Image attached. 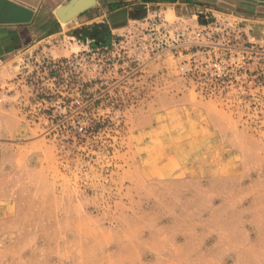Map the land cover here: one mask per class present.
<instances>
[{
	"label": "rangeland",
	"instance_id": "rangeland-1",
	"mask_svg": "<svg viewBox=\"0 0 264 264\" xmlns=\"http://www.w3.org/2000/svg\"><path fill=\"white\" fill-rule=\"evenodd\" d=\"M195 8L0 61V264H264V8Z\"/></svg>",
	"mask_w": 264,
	"mask_h": 264
},
{
	"label": "crops",
	"instance_id": "crops-1",
	"mask_svg": "<svg viewBox=\"0 0 264 264\" xmlns=\"http://www.w3.org/2000/svg\"><path fill=\"white\" fill-rule=\"evenodd\" d=\"M68 1L0 0V61L11 59L17 51L48 33L60 31L66 24H72L74 31L105 32L113 39L115 33L128 30V25L146 19L154 11L182 17L196 5L226 9L243 2L264 8V0H96L92 7L62 22L56 10Z\"/></svg>",
	"mask_w": 264,
	"mask_h": 264
},
{
	"label": "water",
	"instance_id": "water-1",
	"mask_svg": "<svg viewBox=\"0 0 264 264\" xmlns=\"http://www.w3.org/2000/svg\"><path fill=\"white\" fill-rule=\"evenodd\" d=\"M96 0H69L66 4L60 6L56 13L62 22H67L78 14L92 7Z\"/></svg>",
	"mask_w": 264,
	"mask_h": 264
},
{
	"label": "built area",
	"instance_id": "built-area-1",
	"mask_svg": "<svg viewBox=\"0 0 264 264\" xmlns=\"http://www.w3.org/2000/svg\"><path fill=\"white\" fill-rule=\"evenodd\" d=\"M157 18H159V22L161 23L162 20H163V18L161 17V15H159ZM157 18H156V19H157Z\"/></svg>",
	"mask_w": 264,
	"mask_h": 264
}]
</instances>
